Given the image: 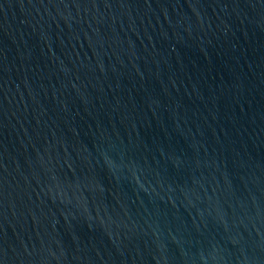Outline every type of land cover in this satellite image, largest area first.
Masks as SVG:
<instances>
[{"label": "water", "instance_id": "water-1", "mask_svg": "<svg viewBox=\"0 0 264 264\" xmlns=\"http://www.w3.org/2000/svg\"><path fill=\"white\" fill-rule=\"evenodd\" d=\"M0 264H264V0H0Z\"/></svg>", "mask_w": 264, "mask_h": 264}]
</instances>
